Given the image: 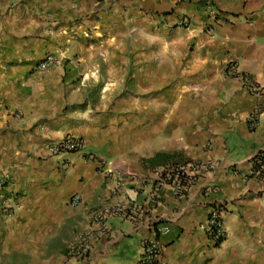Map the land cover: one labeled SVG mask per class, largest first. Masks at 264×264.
<instances>
[{
    "label": "crops",
    "instance_id": "crops-1",
    "mask_svg": "<svg viewBox=\"0 0 264 264\" xmlns=\"http://www.w3.org/2000/svg\"><path fill=\"white\" fill-rule=\"evenodd\" d=\"M229 62L264 91V0H0V264H137L151 238L165 264H264V181L249 176L264 94ZM65 137L85 149L48 153ZM191 163L213 167L176 196L161 176ZM122 205L136 220L108 217L76 258L96 215Z\"/></svg>",
    "mask_w": 264,
    "mask_h": 264
},
{
    "label": "built area",
    "instance_id": "built-area-1",
    "mask_svg": "<svg viewBox=\"0 0 264 264\" xmlns=\"http://www.w3.org/2000/svg\"><path fill=\"white\" fill-rule=\"evenodd\" d=\"M212 15H214V9L211 6L209 10ZM176 27L187 29L189 27V22L185 18H180L177 20ZM208 33L211 32L209 28L206 29ZM56 64V60L53 56H46L38 65L39 71L47 70L51 65ZM226 72L231 76L237 78L242 87L247 91V93L254 95L258 98H262L264 94L263 89L254 83L249 76L242 75L236 71V65L234 62H229L226 65ZM259 110L253 113L249 117V128L253 129L258 119ZM86 142L82 139L74 137H65L58 142L53 143L48 146L47 151L52 156H57L61 154L78 153L85 149ZM213 166L204 165L199 163H191L185 166H179L178 168L168 170L164 176H161L162 183H168L176 196H180L183 192V187L185 184L179 180L178 176L185 179L186 184L189 186L194 181V178L199 172L210 170ZM258 174L255 175V177ZM2 184L0 183V200L2 202V208L5 211L7 218L10 217V211L12 206L4 198L2 194ZM80 203L79 196H73L69 201L71 207H76ZM222 213L223 207L220 204H213L210 208L208 219L203 227L208 237L215 242L218 238L225 235V230L222 223ZM110 216L125 217L131 221H135L137 215L136 210L133 207H128L125 205L118 206L113 210H106L96 215L95 223L97 224V229L95 234H86L78 237L76 243L71 247V252L76 258L83 259L88 254L89 250V239L92 237H103L109 232L107 225V218ZM154 233H167L169 230L167 228H162L159 230L154 229ZM137 264H165L161 257V247L155 238L148 239L143 245V254L141 259Z\"/></svg>",
    "mask_w": 264,
    "mask_h": 264
},
{
    "label": "trees",
    "instance_id": "trees-1",
    "mask_svg": "<svg viewBox=\"0 0 264 264\" xmlns=\"http://www.w3.org/2000/svg\"><path fill=\"white\" fill-rule=\"evenodd\" d=\"M251 163V173H250V177H254L259 181H264V150H261L259 152H257L250 160ZM181 165V166H185ZM174 168H178V167H174ZM258 174L256 177L255 175ZM164 176V174H162V177ZM179 180L182 182V184H186L185 179L178 176ZM224 240V236L221 238H218L215 241V245H220Z\"/></svg>",
    "mask_w": 264,
    "mask_h": 264
}]
</instances>
